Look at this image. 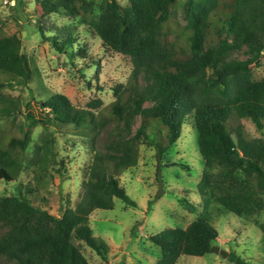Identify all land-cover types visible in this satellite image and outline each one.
<instances>
[{
	"label": "trees",
	"instance_id": "obj_1",
	"mask_svg": "<svg viewBox=\"0 0 264 264\" xmlns=\"http://www.w3.org/2000/svg\"><path fill=\"white\" fill-rule=\"evenodd\" d=\"M15 1L19 7L27 4ZM34 1L43 16L80 18L104 48L129 58L133 69L126 83L112 87L109 105L97 100L92 111L75 107L65 95H51L37 103L49 118L36 119L24 113L19 99L3 94L5 88H26L39 70L24 53L20 36L0 29V181L14 183L27 167L45 172L58 163L65 166L48 138L29 153L38 125L69 128L92 152L81 201L62 207L59 215L34 205L29 187L19 195L0 194V258L13 264H90L77 241L109 264V245L94 235L91 215L113 210L116 199L137 208L121 185L122 174L137 167L142 146L155 150L160 173L188 119L194 120L205 164L197 186L201 214L185 229L149 237L160 250L155 264L212 254L219 237L215 225L229 214L257 226L264 244L259 222L264 79L252 72L264 56V0H126L125 6L108 0L98 11L85 0ZM38 30L57 52L71 56V28L56 29L51 37L40 25ZM234 53L246 59L233 58ZM19 117L22 123L16 125ZM247 123L259 137H252ZM180 202L191 212L197 209L186 199ZM227 262L252 264L235 252Z\"/></svg>",
	"mask_w": 264,
	"mask_h": 264
},
{
	"label": "rangeland",
	"instance_id": "obj_2",
	"mask_svg": "<svg viewBox=\"0 0 264 264\" xmlns=\"http://www.w3.org/2000/svg\"><path fill=\"white\" fill-rule=\"evenodd\" d=\"M85 1L98 11L108 0ZM117 2L126 4V0ZM38 25L45 29L46 37H51L56 29L71 28L75 38L71 56L57 52L42 37ZM0 29L8 35L20 36L24 53L39 70V76L26 88H5L3 94L19 99L24 113H31L36 119L49 118L37 103L51 95H65L75 107L92 111L97 100L102 101L103 107L109 105L114 100L112 87L126 83L133 69L129 58L104 48L80 18L58 14L43 16L40 5L34 0H27L24 7H19L15 0H0ZM232 57L246 59L243 53H234ZM252 72L255 79H264V56L261 64L252 66ZM22 119L19 117L16 125L21 124ZM246 126L252 137L260 136L252 124ZM46 138L51 140L53 152L65 166L58 163L45 172L38 167H27L14 183L0 181V194L19 195L29 187L34 205L59 215L62 207L74 208L81 201L92 152L69 128L38 125L32 129L29 153L32 154L36 145L42 146ZM161 164L163 168L158 173L155 150L142 146L137 167L120 178L137 208L116 199L113 210H96L91 215L94 235L109 245V264H155L160 250L149 237L166 229H185L199 218L201 199L197 186L205 164L193 119L183 124L180 139ZM173 164L175 166H171ZM182 199L195 205L196 211L191 212L180 202ZM67 200L69 205H66ZM259 222L264 224V215ZM215 226L219 233L216 246L221 250L235 252L252 264H264V244L257 226L231 214L221 217ZM75 243L90 264H107L82 243ZM227 258L212 253L204 257H181L177 264H229ZM0 264L13 263L0 258Z\"/></svg>",
	"mask_w": 264,
	"mask_h": 264
},
{
	"label": "water",
	"instance_id": "obj_3",
	"mask_svg": "<svg viewBox=\"0 0 264 264\" xmlns=\"http://www.w3.org/2000/svg\"><path fill=\"white\" fill-rule=\"evenodd\" d=\"M211 252L214 253V254H220L223 258H227L229 253H227L226 251L224 250H221L218 246H214L212 249H211Z\"/></svg>",
	"mask_w": 264,
	"mask_h": 264
}]
</instances>
